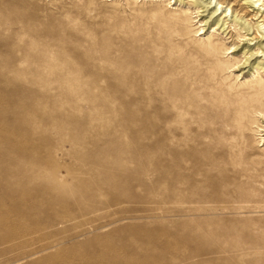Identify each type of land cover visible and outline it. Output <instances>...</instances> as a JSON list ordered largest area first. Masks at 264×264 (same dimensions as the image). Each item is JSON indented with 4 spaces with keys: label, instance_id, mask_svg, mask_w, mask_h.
<instances>
[{
    "label": "rangeland",
    "instance_id": "rangeland-1",
    "mask_svg": "<svg viewBox=\"0 0 264 264\" xmlns=\"http://www.w3.org/2000/svg\"><path fill=\"white\" fill-rule=\"evenodd\" d=\"M218 9L0 0V264H264L258 17Z\"/></svg>",
    "mask_w": 264,
    "mask_h": 264
},
{
    "label": "bare ground",
    "instance_id": "bare-ground-1",
    "mask_svg": "<svg viewBox=\"0 0 264 264\" xmlns=\"http://www.w3.org/2000/svg\"><path fill=\"white\" fill-rule=\"evenodd\" d=\"M216 1V6L219 8L217 11L215 10L213 12V15L216 14V12H218L219 10H222V9H225L229 12L232 13V15H235L236 17V20H235V24H237L236 21H240V20H243L244 18L242 17H245V14L247 11L245 10H249V8H251V10H253L252 13H254V19H256L258 17L256 21V30H257V34L256 35H252V39L249 40V42H254L255 40H259V38L261 37V47H257L258 49L255 50V51H252V49H250V46L246 45L245 48L243 49L246 52H248V54L246 55H249L250 52H252L250 54V57L246 60V63H249L250 59L253 58L254 56H256L257 58L259 59H263L261 61H259L258 63H255L253 64L257 65L256 68H254L255 70H258L260 68V66L263 64V61H264V0H238L237 2L235 3H231V2H228L227 0H214ZM239 1H245L244 4H241V2ZM197 4V3H196ZM210 4V3H209ZM245 5H249V8H244ZM199 6V5H197ZM206 7V6H204ZM201 9V8H200ZM208 9V8H207ZM197 10V9H196ZM224 13V12H223ZM243 13V14H242ZM245 13V14H244ZM191 18V17H190ZM225 18H226V15H225ZM221 22V21H220ZM244 22V21H243ZM219 24V23H218ZM239 24V23H238ZM246 24V23H245ZM234 25V24H233ZM239 26V25H238ZM237 26V27H238ZM236 27V28H237ZM248 27V26H247ZM246 27V28H247ZM224 28V27H223ZM243 29V28H242ZM241 28L239 29V31L242 30ZM245 30V29H244ZM203 31V30H202ZM214 31V30H213ZM250 31V30H249ZM248 35H241V33L239 34L238 38L239 39H244L246 38ZM260 42V41H259ZM263 46V47H262ZM237 47L236 45L232 46L231 48L229 49H225L224 51H230L231 49ZM212 50L214 52L217 51V49L214 47V46H211ZM247 49H249L247 51ZM244 53V54H245ZM259 55V56H257ZM229 57V56H228ZM248 57V56H247ZM246 57V58H247ZM245 59H243L244 61ZM245 62V61H244ZM221 63V62H220ZM222 64V63H221ZM240 62H236L234 64V66L232 67H229V69L239 65ZM243 64V63H242ZM253 70V69H252ZM241 74V73H240ZM200 77V76H199ZM231 77V76H230ZM194 80V79H193ZM252 84V87H250L248 90L249 92L251 93V98L249 100H246V97H239V98H236L234 100V102L230 103V101L228 102V104L225 105V110L229 112V114H234V119L238 120L239 123H241L240 125L243 126V119L245 118V115L247 114L249 108L248 106L249 105H253L254 101L255 102H259V98L260 96L261 97H264V86L262 84L261 81H258V80H255L254 83H251ZM176 85V84H175ZM205 90V89H204ZM207 90V89H206ZM203 91V90H202ZM255 98V100H254ZM173 102V100H172ZM234 104V105H233ZM184 110V109H183ZM261 114V113H259ZM165 116V115H164ZM262 116V115H261ZM259 118V117H257ZM166 119V118H165ZM175 119V118H174ZM164 121V120H163ZM187 122H189V120H186ZM193 121V120H192ZM198 124V123H197ZM172 126V125H171ZM167 127V126H166ZM259 128V127H258ZM173 129V128H172ZM163 132H166V133H163ZM163 132H161V134L159 135V140L157 141L156 140V136L155 134L153 133V138L151 139V142H152V148L155 150V151H159L161 152V154L166 157L167 159H170V158H173V157H181L182 155H184V147L185 145L179 141V140H176L177 138H175L176 136L177 137H180V135H182V133L180 131H171V130H163ZM155 136V137H154ZM239 139V138H238ZM241 139V138H240ZM246 140V139H245ZM159 144V145H158ZM235 144V143H234ZM158 145V147L156 146ZM232 148V147H231ZM239 148V147H238Z\"/></svg>",
    "mask_w": 264,
    "mask_h": 264
}]
</instances>
